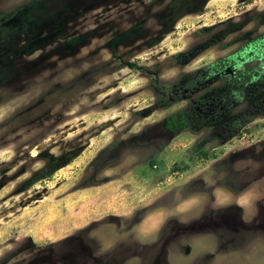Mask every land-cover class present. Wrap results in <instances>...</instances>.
Listing matches in <instances>:
<instances>
[{
  "label": "rangeland",
  "instance_id": "1",
  "mask_svg": "<svg viewBox=\"0 0 264 264\" xmlns=\"http://www.w3.org/2000/svg\"><path fill=\"white\" fill-rule=\"evenodd\" d=\"M0 14V264H264V0H0Z\"/></svg>",
  "mask_w": 264,
  "mask_h": 264
},
{
  "label": "trees",
  "instance_id": "2",
  "mask_svg": "<svg viewBox=\"0 0 264 264\" xmlns=\"http://www.w3.org/2000/svg\"><path fill=\"white\" fill-rule=\"evenodd\" d=\"M233 60H235V57H228L224 61L209 65L205 69V71H203L200 74L199 78L193 79L192 82L190 81V84L192 83L190 85V89L193 88V85L197 86V85H200V83H202V82L206 83L211 78L212 74H215L216 71L218 73L221 70L227 68L232 63ZM252 74L254 75V73L251 72L250 75L252 76ZM242 75H243V78L240 81L233 80V81H235V83L233 84L234 86H236L237 84L239 85V84H242V83L251 82V80H250L251 76H249L248 79H247V76L245 74H242ZM244 77H246V78H244ZM259 79H262L264 81V78H262L260 76V74L252 76V82L256 81V80H259ZM232 92L233 91H230L231 94H232ZM175 99H178V98L176 97ZM165 104L169 105L170 101L169 100H167V101L166 100H161L159 102L160 107L166 106ZM194 104L193 105L190 104L189 107H187V108H185V109H183V110H181V111H179V112H177V113H175L173 115H170L167 118V120H166L167 128L169 130H171L173 133H178V131L180 129H186L187 127H189L192 123H194L197 120L196 116H200V114L202 112L201 110H204L207 106H209V105H207L208 104V100H206L205 98L198 99V101L196 102L197 105H194ZM204 118L205 117H203V118H201L199 120H202Z\"/></svg>",
  "mask_w": 264,
  "mask_h": 264
},
{
  "label": "crops",
  "instance_id": "3",
  "mask_svg": "<svg viewBox=\"0 0 264 264\" xmlns=\"http://www.w3.org/2000/svg\"><path fill=\"white\" fill-rule=\"evenodd\" d=\"M168 177H167V181H165V182H163V181H161V177H160V179L158 180L159 181V183L157 184V187L158 188H163V189H165L166 188V193L167 194H172L171 192L172 191H174L173 190V188H170L169 187V185H170V183H172L173 181V179L174 180H177V179H175V177L173 176V175H167ZM174 186H177V185H174ZM146 189H150V185H146ZM164 194H162V195H160V197L162 198V196H163ZM106 205L108 206V208L110 209V210H112L113 209V207H114V205H117V204H114V202H113V200L112 199H110V198H108V202L106 203ZM148 206H153V205H148ZM187 205H181L180 207H177L176 208V211H178V210H187V207H186ZM154 207V206H153ZM172 207H174V205H164V206H160L159 207V210H160V212H156V216L158 217V218H160L161 216H166V214L167 215H171L172 214V212H171V210H172ZM116 208V207H115ZM156 207H154L153 209H155ZM114 210V209H113ZM170 212H171V214H170ZM163 216V217H164ZM140 225H142V224H140Z\"/></svg>",
  "mask_w": 264,
  "mask_h": 264
},
{
  "label": "flooded vegetation",
  "instance_id": "4",
  "mask_svg": "<svg viewBox=\"0 0 264 264\" xmlns=\"http://www.w3.org/2000/svg\"><path fill=\"white\" fill-rule=\"evenodd\" d=\"M2 16V14H0V21H2L1 22V24L0 25H2L3 24V26H5L6 28H7V30L6 29H4L3 28V30L6 32V31H10L11 30V28H12V26L11 25H9V24H12L11 22L13 21V20H6L4 17H1ZM9 16V15H8ZM7 16V17H8ZM6 17V16H5ZM13 19H16V16L15 17H13ZM18 25V24H17ZM16 25V26H17ZM20 27H23V26H21L20 24H19V26H17L16 27V32H17V30H19L20 29ZM10 29V30H9ZM16 32H15V34H16ZM18 33V32H17ZM14 34V35H15ZM11 38H13V35L11 36V34L9 35V34H5L4 35V37L3 36H1L0 35V49H4V48H10V45L13 43V41L11 40ZM165 125H166V123H165ZM167 126V125H166ZM170 132H172L171 130H169ZM173 133V132H172Z\"/></svg>",
  "mask_w": 264,
  "mask_h": 264
}]
</instances>
